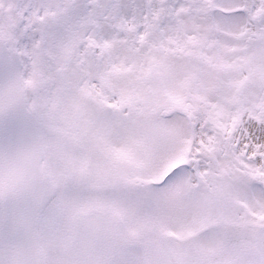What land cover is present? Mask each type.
I'll list each match as a JSON object with an SVG mask.
<instances>
[{
	"label": "snow or ice",
	"instance_id": "snow-or-ice-1",
	"mask_svg": "<svg viewBox=\"0 0 264 264\" xmlns=\"http://www.w3.org/2000/svg\"><path fill=\"white\" fill-rule=\"evenodd\" d=\"M0 264H264V0H0Z\"/></svg>",
	"mask_w": 264,
	"mask_h": 264
}]
</instances>
